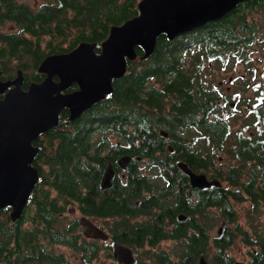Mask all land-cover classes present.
<instances>
[{
  "label": "trees",
  "instance_id": "16d2710c",
  "mask_svg": "<svg viewBox=\"0 0 264 264\" xmlns=\"http://www.w3.org/2000/svg\"><path fill=\"white\" fill-rule=\"evenodd\" d=\"M138 1L48 0L32 4L27 0H0V71L4 73L3 77L14 78L21 68L24 71L35 69L26 75H40L37 79H41L43 76L37 67L48 53L69 51L83 40L97 42L100 50L112 25L121 24L139 12ZM254 6L264 8V0L241 1L223 17L183 32L174 39L161 34L153 54L143 58L138 68L129 61L127 73L114 80V90L106 99L72 123L67 118L62 120L60 131L54 130L50 134L57 144H46L42 152L43 164L49 167L43 169L41 187L34 192L43 198L39 204L35 202L37 212L31 214V222L23 227L19 220L18 226L9 230L0 221V264H72L71 259L58 251L61 244L80 252L78 264H96L102 249L101 241L86 238L78 218L54 231L51 221L61 219L59 213L72 200L80 203L84 213L94 210L100 214L127 207V197H112L105 203L84 190L85 185L89 189L98 186L99 167L105 163L101 148L105 147H110L115 156L134 155L133 181L143 178L135 173L141 162L139 156L157 167V177H164L167 186L174 183L170 178L172 173L181 175L183 172L177 165L180 159L186 160L195 170L214 172L225 184L208 188V193L197 194L193 201L190 192L182 194L179 198L183 201V209L186 210L189 204L217 205L220 217L234 222L242 239L250 246L251 264H264V222L260 226L249 220V225L242 228L237 222L233 203L235 199L248 198L253 210L264 206V81L252 85L254 101L251 104L246 100L252 106L249 114L239 122L240 117L232 113L234 119L231 121L230 114H222L221 103L222 100L228 103L227 96L209 86L193 70L197 67L196 62L199 67L203 66L199 53L215 61L235 56L243 62L248 61L247 50L262 45L257 32L259 28L251 14ZM7 21L17 28L4 30L1 26ZM138 53L143 55L144 51L139 47ZM186 53L191 55L190 65H186L189 60ZM252 69L254 64H249L251 75ZM156 80L160 82L159 86ZM251 82L250 76L248 87ZM243 98L240 97L245 102ZM238 108L232 106V109ZM236 123L241 128L234 129ZM197 127L201 133H197ZM161 128L170 132L172 143L161 133ZM95 134H98L97 138ZM110 134L116 138L114 141ZM169 145L173 146L172 150ZM220 155L223 161H229L217 168ZM54 175L59 179L54 180ZM196 190L199 189H194L193 194ZM40 215L48 225L39 221ZM224 227L218 239L219 251L213 259L218 264H231L234 257L228 248L235 234L229 226ZM125 231L127 229L119 225L112 229L113 234L122 239H127ZM12 236L16 238L14 247L9 244ZM23 241L32 243L30 248L26 249ZM107 247L112 248V244ZM181 251L179 245L172 250H162L156 254V262L175 264L174 257H181ZM149 258L152 260L151 255ZM195 261L192 256L179 258V264ZM135 264L155 263L137 260Z\"/></svg>",
  "mask_w": 264,
  "mask_h": 264
},
{
  "label": "water",
  "instance_id": "95a60500",
  "mask_svg": "<svg viewBox=\"0 0 264 264\" xmlns=\"http://www.w3.org/2000/svg\"><path fill=\"white\" fill-rule=\"evenodd\" d=\"M244 0H140L139 12L121 24L111 26L101 42L83 40L69 51L51 52L39 63L42 81H31L23 88L25 75L19 68L11 79L0 77V209L12 205L11 216L22 214L31 191L38 180V171L31 163L39 151L32 140L40 133L60 123L64 108L75 120L96 103L106 99L114 90V80L124 76L129 61L139 55L149 57L156 49L158 37L169 39L208 21L223 17ZM58 75L59 80L54 76ZM1 76V71H0ZM73 82L75 90L63 92ZM167 135V132H163ZM172 150L173 146L169 145ZM129 156H122L119 164L125 166ZM189 175L194 187L221 186L219 178H209L205 172L195 171L185 160L178 161ZM112 164L105 167L102 186L111 183ZM83 234L90 238H107L108 234L87 216L79 218ZM114 255L123 264L135 261L133 249L121 242L114 243ZM200 264H208L202 256ZM234 264H246L236 261Z\"/></svg>",
  "mask_w": 264,
  "mask_h": 264
},
{
  "label": "flooded vegetation",
  "instance_id": "af4514ba",
  "mask_svg": "<svg viewBox=\"0 0 264 264\" xmlns=\"http://www.w3.org/2000/svg\"><path fill=\"white\" fill-rule=\"evenodd\" d=\"M39 73L43 76L41 79H37L40 75H34L33 77H31L29 75H26V72L24 71L25 80L23 88L27 89L31 81H42L46 74L43 72ZM3 75L4 73L1 71L0 77L5 80L6 78H4ZM54 79L59 80L58 75H55ZM10 87L11 85L6 87L5 91L3 93H0V97H2ZM77 87L78 84L76 82H73L67 89H64L63 92L75 90ZM90 109H88L87 111H89ZM86 112H84L79 118H81ZM69 115L70 110L68 108H64L60 114V123L50 127L47 131L40 133L36 138L32 140L33 145L38 147L39 151L35 155L31 164L36 167L39 177L31 191L28 201L23 207L21 216H19L17 219L12 218V205H7L0 209V221L4 222L6 228H16L18 226L19 220L23 222L22 226L26 227V225L31 222V214L35 215V213L37 212L36 203L39 204V202L42 201L41 199L43 198V195L34 194V192L41 187V180L44 172L43 169H48L49 167L48 164H43L44 157L42 156V152L44 147L47 146L46 144H49L50 146H55L57 144V141L54 138H51L50 134L54 130L60 131L59 126L62 120H65L64 118H67L71 123L79 119L77 118L75 120H71L69 118ZM160 130L162 134L163 132H167V135L163 134L165 138H170V132L168 130H165L163 128H161ZM196 130L197 133L202 132L199 127H197ZM199 136L202 137V135ZM95 147H97V145H94V148ZM101 154L104 155L105 163L102 167H99V171L96 177L98 186L89 189L88 186L85 185V192L96 196L97 199L105 203L109 202L112 197L116 199H119L120 196L127 197L128 205L126 208L121 207L117 210H112V212L103 211L99 214L97 213V211L91 210L92 212L90 213H87L86 211L84 213L81 209L80 203L77 201L79 204L78 208L80 209L81 214L87 216L91 221L100 226L108 234V237L105 239L90 238L85 236L86 238L101 241L100 243L102 249L100 250L105 252L106 255L115 259H117L114 255L115 242H121L131 247L135 256V261L132 264H135L137 260L146 261L147 259H150V255L153 262L155 264H159L156 262V254L162 250H170L171 247H173L174 249V246L176 245H179L182 251L181 257L175 255L178 258L175 264L177 262L179 263V258L186 259L189 256H192L196 259V261L192 264H200L202 256L205 257L208 264H218L213 259L219 251L218 239L220 237L221 230L218 226V221L216 222V234L212 235L211 231L215 228L213 227V225L216 221V217H220L219 207L217 205L209 204L204 206H202L201 204H189L187 205L186 210H184L182 207L183 201L179 198L182 194L190 192L192 197L191 201L196 200L197 194L208 193V188L216 186L215 184L206 187H194L190 182L189 175L185 173L178 165V161L184 159H180L177 161L178 167L183 171L181 175H179L177 172L170 175V178L174 181L172 186L166 185V180H164V177H155L157 178L156 180L160 181L158 185L156 184V180H151L150 176L153 177V175L151 173L143 172L144 170L149 171L151 169V166L154 165L148 163L136 166L135 173L142 175L143 178L141 179V181H133L131 172L134 173L133 167L136 164L134 162V155L130 153H124L115 156L114 153H112L110 147L101 148ZM125 155L129 156L130 158H128L125 166H121L119 164V159ZM138 158L142 159L140 156ZM110 163L112 164L113 169L111 183L108 186H102L101 182L105 167ZM195 171L205 172L209 178H217L216 174L212 171ZM53 179L57 180L59 179V177L54 175ZM50 180L51 178L49 177L48 181ZM118 184H120L119 187ZM168 188H171L172 190L169 193L166 191ZM194 189L199 190H196L193 194ZM75 209L76 208L74 207L69 208L68 210L74 211ZM64 212L65 210L60 212L59 216L61 214V216L63 217L64 215L62 214ZM27 216L30 217V219H28ZM33 217L34 216H32V218ZM42 217V215L38 217L39 221L43 224L48 225L47 223H45L48 221L42 219ZM51 222L53 228L52 231H54V229L58 228V225L60 223H58V220L56 222ZM123 223H126L127 225L123 226ZM118 225L127 229V231L124 232L127 239H122L113 234L112 229H114ZM203 227L205 228V230ZM203 231L205 232L203 233ZM15 240L16 238L12 236L9 243L10 246H12ZM110 243L112 244V248L107 247ZM22 244L27 249L28 247L30 248V245L32 243L23 241ZM163 244H169V246H165ZM139 254L141 256H139ZM37 255L40 256V253L38 252ZM231 256L234 257L233 255ZM235 262L236 260L233 259L231 264H234Z\"/></svg>",
  "mask_w": 264,
  "mask_h": 264
},
{
  "label": "rangeland",
  "instance_id": "374dc122",
  "mask_svg": "<svg viewBox=\"0 0 264 264\" xmlns=\"http://www.w3.org/2000/svg\"><path fill=\"white\" fill-rule=\"evenodd\" d=\"M32 4H38L43 1L48 0H27ZM140 1V0H139ZM138 1V2H139ZM252 17L256 20V25L259 28L258 29V36L260 38V41L262 42V45L259 46V44L251 46L247 53L249 56V59L247 62H243V59H239L238 57H226L222 61H215L211 58H208L206 55H202L199 53V56H201V59L204 61L203 66L199 67V63L196 62L197 67L193 68L194 71L198 72V75L203 78L207 84L211 87L217 88L223 95L227 96L228 103H224L222 100V114L225 116L230 114L228 117L231 116V114H235V116H239L240 119L238 121H242L246 115L249 114L250 109L252 106L246 101L249 100L251 104L254 101L255 93L253 90V84H260L264 81V8L260 6H254L252 9ZM4 30H14L17 28L16 25L11 23L10 21L5 22L1 26ZM263 47V48H262ZM203 51V50H201ZM186 57L189 58L188 61H186V65H190V62L192 60L191 55L186 53ZM144 57L141 55H137L132 62L135 64V67H139L141 65V60ZM26 63L29 62L27 59ZM249 64H254V69H252V75L248 72V66ZM35 69L33 70H26L25 72L27 74H32ZM251 76L252 82L251 86L248 87V79ZM154 81V78L151 79V82ZM156 85L159 86V81H155ZM244 96L245 102H242L240 97ZM240 99V103L238 105L237 102ZM232 106L239 107L238 109H232ZM231 108V109H230ZM231 121H233L234 116H231ZM162 122V121H161ZM233 128H241L240 124H234ZM170 130V129H169ZM111 135V140L114 141L116 138L113 137V134ZM98 137V134H95V138ZM169 143H172V141L168 140ZM199 143V144H198ZM197 145H201V140L198 139ZM220 160L218 161L220 164L217 166V168L221 167V164H228V161H223V157L220 155ZM140 165L147 164V159L143 160L140 159ZM211 171V170H207ZM145 173H151L153 177L150 176L151 180H156L157 177V167L155 165L151 166V169L149 171L144 170ZM157 177V178H155ZM160 181L156 180V184L158 185ZM225 184V181H222V185ZM55 191H52V194H54ZM234 206L237 210V222L242 227L245 228L249 225L251 220V223L255 225L262 226L264 222V206H260L258 210H253L252 204L250 199L246 200H234ZM78 202L75 200H72L65 208V212L62 214L63 217L60 214L61 219L58 220V227L62 225L61 227H65L68 225V223L73 220L74 218H80L83 214H81L80 209L78 208ZM76 208L74 211H69V208ZM218 221V226L221 230L224 226H229L233 233L235 234V238L233 243H231L230 247L228 248V252L234 256V259L236 261H242L246 264H250L251 261V255H250V246L244 242L241 236V232L239 229L236 228L234 222H228L222 217H216V221L213 225L215 227L211 234H216V222ZM80 222V221H79ZM81 224V223H80ZM82 225V224H81ZM83 226V225H82ZM82 234H83V228H81ZM84 235V234H83ZM85 236V235H84ZM100 244V242H99ZM165 246H169V244H163ZM101 246V244H100ZM59 252H63L64 255L71 259L72 264H78L80 263V252L76 251L75 249L71 248L67 245H59L58 247ZM173 247H171L170 250H172ZM139 256H141L139 254ZM175 261L178 260L177 257H174ZM148 261H152L151 259H147ZM96 264H120V262L108 255H106L105 252L100 250L98 258L95 260ZM176 264H179L178 262Z\"/></svg>",
  "mask_w": 264,
  "mask_h": 264
}]
</instances>
